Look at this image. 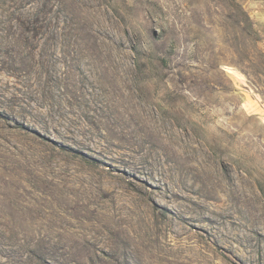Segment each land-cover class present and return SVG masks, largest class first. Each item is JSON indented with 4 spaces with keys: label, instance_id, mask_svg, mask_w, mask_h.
<instances>
[{
    "label": "rangeland",
    "instance_id": "1",
    "mask_svg": "<svg viewBox=\"0 0 264 264\" xmlns=\"http://www.w3.org/2000/svg\"><path fill=\"white\" fill-rule=\"evenodd\" d=\"M103 219L176 264H264V0H0V264H152Z\"/></svg>",
    "mask_w": 264,
    "mask_h": 264
},
{
    "label": "bare ground",
    "instance_id": "2",
    "mask_svg": "<svg viewBox=\"0 0 264 264\" xmlns=\"http://www.w3.org/2000/svg\"><path fill=\"white\" fill-rule=\"evenodd\" d=\"M118 103L120 108L116 107L117 116L114 119L117 127L126 129V132L130 137H133L139 148L148 150L150 145H152L153 137H157L160 130L153 116H149V101L136 99L131 93H128L127 95L120 94ZM147 150L146 153H149ZM112 222L111 220L103 219L101 222L99 221V224H94L93 227L96 228L94 231L102 233V237L107 236L115 239V241L109 240V243L114 244L117 255L126 256V254L131 255L136 252L149 256V262L152 264H176L172 258H167L166 256L168 250L166 243H157V239L160 236L158 234H163L160 227L151 229V235H149V232H144V235L139 237L142 244H139L138 238L137 243L132 234ZM98 237L96 236L89 240L85 234H82L75 247L86 245L94 248L95 244L98 243ZM147 237H149V240H147Z\"/></svg>",
    "mask_w": 264,
    "mask_h": 264
}]
</instances>
